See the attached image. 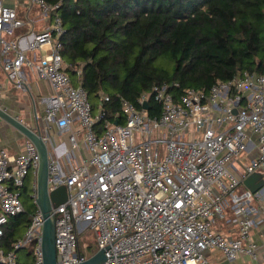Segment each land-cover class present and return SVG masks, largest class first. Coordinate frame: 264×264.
I'll return each mask as SVG.
<instances>
[{"label":"built area","instance_id":"built-area-1","mask_svg":"<svg viewBox=\"0 0 264 264\" xmlns=\"http://www.w3.org/2000/svg\"><path fill=\"white\" fill-rule=\"evenodd\" d=\"M29 1L50 23L38 32L24 31L30 21L0 0L2 68L19 88H25V67L48 80L53 93L47 98L45 122L61 133L69 131L73 150L82 140L89 151L67 172L61 156L49 151V188L64 184L68 190L67 200L53 208L59 264L88 258L79 245L87 229L94 232L98 250H104L103 264H211L206 255L211 249L228 260L249 256L253 264H264L247 202L264 196V184L254 193L239 192L252 173H261L264 180V72L243 71L208 90L177 92L176 81L154 85L151 94L138 98L141 108L122 99V122L107 120L99 131L96 123L104 113L94 114L87 92L64 69L60 37L65 29L61 16L53 14L62 0ZM150 96L160 108L154 116L148 112ZM43 139L48 145L49 138ZM253 149L256 155L241 166ZM39 166L30 139L15 155L0 147V264H17L32 243L34 264H44L39 207L12 248L1 246L9 220L25 211L22 192L31 172L36 203ZM229 209L238 226L235 237L215 227L228 219Z\"/></svg>","mask_w":264,"mask_h":264},{"label":"trees","instance_id":"trees-1","mask_svg":"<svg viewBox=\"0 0 264 264\" xmlns=\"http://www.w3.org/2000/svg\"><path fill=\"white\" fill-rule=\"evenodd\" d=\"M54 13L65 29L64 69L93 111L104 113L99 131L107 120L122 122V99L141 108L138 98L154 85L176 81L177 92L208 90L243 71L264 72V0H62ZM149 102V115H157L152 96ZM22 194L25 211L5 226V251L38 208L28 185ZM33 246L17 264H34Z\"/></svg>","mask_w":264,"mask_h":264},{"label":"crops","instance_id":"crops-1","mask_svg":"<svg viewBox=\"0 0 264 264\" xmlns=\"http://www.w3.org/2000/svg\"><path fill=\"white\" fill-rule=\"evenodd\" d=\"M21 2V8H17L19 16L30 21V24H27L23 29L24 31L33 30L38 32L49 25V20L41 17L38 8L31 5L29 0H21ZM35 56L39 58L40 52H36ZM21 81L25 88L17 87L15 83L8 79L2 68L0 48V108L29 127L39 129L43 136L48 137L49 151L52 155L61 156L60 162L63 170L67 172L71 165L81 162L83 158L89 156L88 149L81 140L80 148L73 150L69 142L70 132L61 133L55 124L49 125L45 122L44 114L47 98L53 93L50 82L40 78L34 70L26 67L21 73ZM99 111L100 108L94 110V114L98 115ZM73 126L76 128L77 124ZM252 138L254 141L255 136L252 135ZM27 139L18 129L0 117V147H5L10 155H15L24 150V144ZM256 153V149L251 150L240 160L241 166L248 162L251 157H254ZM238 169L241 168L239 167ZM35 180L36 176L31 172L26 179V185L31 188V192ZM247 190L249 188L242 183L239 192L244 193ZM247 202L249 203L250 217L255 222L252 229V237L259 244L264 257V196H256ZM227 218L225 221H218L215 227L227 236L235 237L238 232V226L231 209L228 210ZM206 255L211 264H253L249 256H240L234 260H228L219 249L208 250Z\"/></svg>","mask_w":264,"mask_h":264},{"label":"water","instance_id":"water-1","mask_svg":"<svg viewBox=\"0 0 264 264\" xmlns=\"http://www.w3.org/2000/svg\"><path fill=\"white\" fill-rule=\"evenodd\" d=\"M143 106L148 108V103L145 102ZM0 117L5 119L28 139L33 141L38 149L40 155V166L37 176L38 197L36 199V203L44 218L42 241L44 264H59L55 244V215L53 208L67 200V187L64 184H60L54 189L49 188V149L43 139L42 132L39 129L29 127L13 115L3 111L1 108ZM243 183L252 193H254L263 186L264 180L262 174L256 172L244 178ZM104 261V250L99 249L92 256L78 264H103Z\"/></svg>","mask_w":264,"mask_h":264},{"label":"rangeland","instance_id":"rangeland-1","mask_svg":"<svg viewBox=\"0 0 264 264\" xmlns=\"http://www.w3.org/2000/svg\"><path fill=\"white\" fill-rule=\"evenodd\" d=\"M4 3L6 5L16 7L19 9L22 6L21 0H4ZM26 198L27 197L24 196V199H26ZM32 203L33 202L30 199L28 204L30 205ZM79 245H80L81 251L84 252L87 257L92 256L95 252L98 251V246H97L95 234L91 229H87L86 231L83 232V234H81L80 240H79ZM24 254H26V251H22L20 253L21 256H23Z\"/></svg>","mask_w":264,"mask_h":264}]
</instances>
